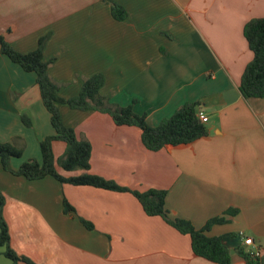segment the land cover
Returning a JSON list of instances; mask_svg holds the SVG:
<instances>
[{"label": "crops", "instance_id": "crops-1", "mask_svg": "<svg viewBox=\"0 0 264 264\" xmlns=\"http://www.w3.org/2000/svg\"><path fill=\"white\" fill-rule=\"evenodd\" d=\"M109 1L123 7L125 20L112 17ZM263 17L264 0H0V35L23 54L48 36L43 58L53 60L49 75L64 98L102 74L100 94L120 107L135 100L134 112L152 127L198 102L207 135L158 152L143 148L137 128L116 126L106 114L59 110L89 143L91 174L139 192L166 190L169 216L195 229L236 209L206 235H233L224 241L234 251L231 264H245L235 251L251 249L242 233L264 264V98L245 99L239 91L252 59L243 28ZM44 110L35 75L0 54V143L23 149L10 160L12 170L41 161L39 142L54 134ZM64 148L53 143L54 156ZM0 192L10 247L34 264H215L195 256L188 236L147 216L130 193L51 177L28 181L1 167ZM65 201L72 211H63Z\"/></svg>", "mask_w": 264, "mask_h": 264}, {"label": "trees", "instance_id": "trees-1", "mask_svg": "<svg viewBox=\"0 0 264 264\" xmlns=\"http://www.w3.org/2000/svg\"><path fill=\"white\" fill-rule=\"evenodd\" d=\"M111 15L117 21L127 17L122 6L109 1ZM243 37L252 53L251 61L246 65L239 83V91L245 99L264 98V17L248 21L243 28ZM48 36L39 38L35 50L29 53L16 51L0 35V54L6 56L13 64L24 72L35 75V84L40 93V99L49 114L50 125L54 134L39 142L41 161L30 159L23 162L18 169L12 170L11 159L22 156L23 149L11 143H0V167L13 176L23 177L28 181H37L51 177L60 184L72 186H88L110 192L130 193L140 204L143 212L149 217H159L178 233L190 238V245L195 256L215 264H231L230 249L224 241L233 235L208 237L206 233L216 225H224L237 214L236 209H229L221 216L209 219L201 229H195L189 221L171 218L165 207L166 190L149 189L144 192L130 190L89 172L91 148L87 141L78 139L75 130L66 126L61 118L59 106L66 105L72 110L94 111L108 115L116 126L135 127L140 131V142L148 152H158L167 147L189 145L207 135L205 122L198 117V102H188L179 107L169 118L163 119L152 127L146 121V115L134 112V100L131 105L120 107L110 103L109 99L100 94L104 84V76L95 74L83 81L79 93L73 97L64 98L59 93V86L50 78L49 68L53 60L45 61L43 50ZM25 127L32 126L31 119L20 116ZM55 142L64 144L62 156L56 158L52 145ZM81 171V174H72ZM4 196L0 192V248L5 247L4 255L10 264H34L29 259L18 256L10 247L8 227L2 216ZM73 209L65 201V213ZM81 223L91 228L89 223ZM236 253L245 264H260L259 257L250 250L237 248Z\"/></svg>", "mask_w": 264, "mask_h": 264}, {"label": "built area", "instance_id": "built-area-1", "mask_svg": "<svg viewBox=\"0 0 264 264\" xmlns=\"http://www.w3.org/2000/svg\"><path fill=\"white\" fill-rule=\"evenodd\" d=\"M198 117L199 119L202 121V122H206V117L203 113H198ZM239 237L243 239V245L247 248V247H250V251L251 253L256 256V257H259L260 253L257 249L254 248V242L251 238H246L243 236L242 233L239 234Z\"/></svg>", "mask_w": 264, "mask_h": 264}, {"label": "rangeland", "instance_id": "rangeland-1", "mask_svg": "<svg viewBox=\"0 0 264 264\" xmlns=\"http://www.w3.org/2000/svg\"><path fill=\"white\" fill-rule=\"evenodd\" d=\"M45 111V110H44ZM46 113V112H45ZM7 177V176H6ZM10 179H14L12 178V176H8ZM5 247L0 248V264H10V260H8L5 255Z\"/></svg>", "mask_w": 264, "mask_h": 264}, {"label": "water", "instance_id": "water-1", "mask_svg": "<svg viewBox=\"0 0 264 264\" xmlns=\"http://www.w3.org/2000/svg\"><path fill=\"white\" fill-rule=\"evenodd\" d=\"M234 254V251L233 250H230V255H233Z\"/></svg>", "mask_w": 264, "mask_h": 264}]
</instances>
